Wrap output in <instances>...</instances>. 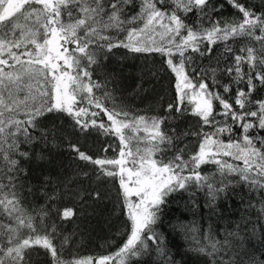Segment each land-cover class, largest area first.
Listing matches in <instances>:
<instances>
[{"label":"snow or ice","instance_id":"6c2138e0","mask_svg":"<svg viewBox=\"0 0 264 264\" xmlns=\"http://www.w3.org/2000/svg\"><path fill=\"white\" fill-rule=\"evenodd\" d=\"M225 5L236 10V19H223ZM191 16L196 19L189 23ZM121 33H126L123 39ZM241 38L254 43L234 52L228 42ZM221 43L225 67L220 71L229 83L221 84L215 75L218 69L213 68L210 88L196 61L211 56L213 46ZM121 48L133 56L164 58L175 76L176 92L175 101L165 108L166 117H131L123 108H109L103 102L112 98L109 80H94L93 73ZM217 85L223 94L215 90ZM261 89L264 0L258 6L242 0H0V264H35L33 257L41 252L50 256L51 264H110L117 258L118 264H142V258L153 252L162 264H176L157 226L174 194L187 193L193 207H199L194 199L198 192L207 197L211 212L217 211L219 200L239 195L248 219L242 217L244 223L223 239L206 235L208 244L198 242L195 251L209 257V264H264ZM85 101L89 107L79 106ZM101 113L107 123L96 119ZM187 115L197 118L198 131L178 128ZM64 119L70 120L74 134L95 131L119 141L115 147L107 144L102 149L105 155L96 157L69 144L76 159L92 166L91 172L82 173L95 184L91 191L82 189L87 197L100 200L104 185H118V206L127 210L130 232L111 256L64 259L73 234H63L49 221L53 215L68 221L76 213L56 207L65 193L58 196L59 188L48 193L53 183L49 176L37 178L39 187L29 179L26 165L44 159L43 148L36 152L35 146L48 144L55 122ZM166 120L177 124L162 127ZM225 135L227 140L221 139ZM189 136L198 137L199 145L185 158L181 145ZM110 149L115 156L106 155ZM204 165H215V170L205 173ZM39 192L49 203L33 214L24 208L23 199ZM68 194L84 200L80 192ZM250 210H255V223Z\"/></svg>","mask_w":264,"mask_h":264},{"label":"trees","instance_id":"16d2710c","mask_svg":"<svg viewBox=\"0 0 264 264\" xmlns=\"http://www.w3.org/2000/svg\"><path fill=\"white\" fill-rule=\"evenodd\" d=\"M242 2L258 6L260 0H242ZM238 15L235 9L225 5L223 19L234 20ZM216 18L213 17V19ZM195 19L194 16H191L188 18V22L191 23ZM125 36L126 33H121L119 38L123 39ZM228 43L234 52H239L240 48L254 42L241 38L235 41L230 40ZM227 59L229 62L231 61V57ZM163 60L164 58L159 54L133 56L127 53L126 49H115L114 54L110 55L105 62V66L93 73L94 80L101 83L106 78L109 80L107 90L111 93L112 98L103 101L106 106L109 108L115 106L117 109L123 108L129 112L131 117H166L165 108L168 103L175 101L176 92L174 87L175 76L163 63ZM196 65L206 73L204 78L208 81L210 88L213 87L211 72L213 68L218 69L215 75L221 84L229 83L227 75L220 71L225 67L224 45L222 43L213 46L211 56L205 55L197 59ZM240 86L243 87V85ZM235 87L233 85V93ZM215 90L223 94V88L219 85L216 86ZM96 95H101V92L97 91ZM228 95L230 94H225L226 98ZM258 95L264 97V89H261ZM79 106L89 107L86 101ZM188 107L191 106L188 105ZM90 111L99 110L90 108ZM217 111H220L218 104ZM96 119L98 121L104 120L107 123V119L102 113ZM217 119L222 120L223 118L218 116ZM55 123L56 128L54 132L49 134L48 144L35 146L36 152H40L43 148L44 159H33L26 165L30 172L29 179L33 185L39 187L37 178L49 176L53 183L47 189L48 193H51L54 188H59L58 196L60 193H65L62 198L57 199L56 207L60 209L73 208L76 213L68 221H60L55 215L49 221V223L55 222L63 234H73L74 243L66 246L63 250L64 259L111 256L122 247L130 232L127 210L118 206L116 195L118 185L115 187L111 183L104 185L100 200L87 197L82 189L91 191L95 184L90 185L82 173L84 171L91 172L92 166L85 167L83 161L76 159L69 144H76L82 151L96 157L105 155L102 149L107 144H112L115 147L118 146L119 141L114 136L95 131L88 136L74 134L68 119ZM176 124V121L166 120L162 127L171 128ZM47 126L52 128L53 124L47 122ZM199 127L197 118L191 115H187L178 125L180 130L198 131ZM204 131L211 132L212 129L205 127ZM238 137L239 130L237 129L235 138ZM227 138V135L221 137L225 140ZM198 145V137L189 136L185 138L181 145L185 149V158L197 151ZM106 155L113 157L116 152L110 149ZM223 159L231 163H241L233 161L229 157ZM214 170L215 165H204L201 168V171L205 173H211ZM243 191L240 187L236 189L237 193L242 194ZM70 192H80V195L84 197L83 202L68 194ZM244 198L246 200L247 196ZM194 199L199 207H193L187 193L174 194L165 208L162 222L157 226V231L163 233L165 243L176 264H209V257L200 255L195 251L199 244H208L205 236L223 239L226 232L233 230L236 225L242 224L244 220L248 219L242 210L239 195L233 194L229 195L227 200H219L216 204V212H211L207 208L205 204L207 197L203 192H198ZM48 203L49 201L43 192L28 195L23 199L24 208L33 214L41 207L47 206ZM254 212L255 210H250L251 219L255 223L256 217L252 214ZM4 220L9 222L7 217H4ZM257 230L259 231V226H257ZM149 243L151 244V242ZM152 247L155 248V245ZM33 260L35 264H51L50 256L43 254V252L38 257L34 256ZM110 264H118V258L111 261ZM142 264H162V260L153 252L150 257L142 258Z\"/></svg>","mask_w":264,"mask_h":264}]
</instances>
